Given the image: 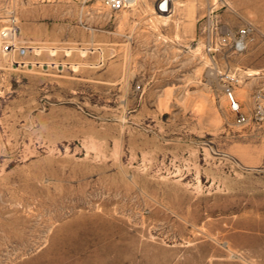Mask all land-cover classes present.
I'll use <instances>...</instances> for the list:
<instances>
[{
	"label": "rangeland",
	"instance_id": "1",
	"mask_svg": "<svg viewBox=\"0 0 264 264\" xmlns=\"http://www.w3.org/2000/svg\"><path fill=\"white\" fill-rule=\"evenodd\" d=\"M202 2L0 0V264H264V0Z\"/></svg>",
	"mask_w": 264,
	"mask_h": 264
},
{
	"label": "built area",
	"instance_id": "2",
	"mask_svg": "<svg viewBox=\"0 0 264 264\" xmlns=\"http://www.w3.org/2000/svg\"><path fill=\"white\" fill-rule=\"evenodd\" d=\"M101 3H104L111 11L120 12L127 8H131L134 4H136L137 0H95ZM170 0H160L158 2V9L160 12H166L169 9ZM18 32V27L14 24L10 27L3 30L0 34L1 38L4 40V44L2 46V50L4 52H12L17 51L20 56H25L27 54V50L24 48H18L14 45V40L16 38ZM250 29L249 27H243L237 32L227 29L225 32L221 33L217 36L215 40V36L213 33L208 37L207 50L209 54H216L226 49L232 50L235 53H243L247 49V44L249 40ZM230 81L235 82L234 78L228 76ZM233 84L229 83V87L227 89L228 97L235 107V112H239L240 106L237 100L234 97L233 93ZM238 104V106H236Z\"/></svg>",
	"mask_w": 264,
	"mask_h": 264
},
{
	"label": "crops",
	"instance_id": "3",
	"mask_svg": "<svg viewBox=\"0 0 264 264\" xmlns=\"http://www.w3.org/2000/svg\"><path fill=\"white\" fill-rule=\"evenodd\" d=\"M159 1L160 0H140L139 9L146 14L148 20L162 19L164 25H196L211 9L210 3L208 2L207 5L204 6L202 0H170L168 11L160 12L158 9Z\"/></svg>",
	"mask_w": 264,
	"mask_h": 264
},
{
	"label": "bare ground",
	"instance_id": "4",
	"mask_svg": "<svg viewBox=\"0 0 264 264\" xmlns=\"http://www.w3.org/2000/svg\"><path fill=\"white\" fill-rule=\"evenodd\" d=\"M254 75H258V74L257 73L256 74H251V76H254ZM236 106H238V104Z\"/></svg>",
	"mask_w": 264,
	"mask_h": 264
}]
</instances>
